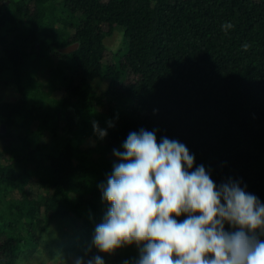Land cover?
Returning <instances> with one entry per match:
<instances>
[{
    "label": "trees",
    "instance_id": "obj_1",
    "mask_svg": "<svg viewBox=\"0 0 264 264\" xmlns=\"http://www.w3.org/2000/svg\"><path fill=\"white\" fill-rule=\"evenodd\" d=\"M0 46L18 96L0 101V264L55 219L98 221L113 149L141 128L264 202V0H0Z\"/></svg>",
    "mask_w": 264,
    "mask_h": 264
},
{
    "label": "clouds",
    "instance_id": "obj_2",
    "mask_svg": "<svg viewBox=\"0 0 264 264\" xmlns=\"http://www.w3.org/2000/svg\"><path fill=\"white\" fill-rule=\"evenodd\" d=\"M232 27L222 25L225 32ZM120 149L98 186L108 205L92 237L99 252L134 244L132 264H264V202L246 186L231 179L217 185L203 164L193 169L195 156L184 143H158L155 129L129 132ZM87 264L105 261L97 255Z\"/></svg>",
    "mask_w": 264,
    "mask_h": 264
},
{
    "label": "rangeland",
    "instance_id": "obj_3",
    "mask_svg": "<svg viewBox=\"0 0 264 264\" xmlns=\"http://www.w3.org/2000/svg\"><path fill=\"white\" fill-rule=\"evenodd\" d=\"M123 41L121 31H115L104 39L105 45L112 51L120 49ZM126 43L127 40L124 41L125 46ZM95 84L97 91L102 92L107 86V81H98ZM17 97L13 86L0 83V101L14 100ZM6 131L5 128L4 132ZM11 132L14 136L25 134V131L15 128ZM101 196L102 194L99 197L98 221L74 229L66 220L55 219L41 234L37 245L20 255L17 264H75L77 258H81L84 264H87L88 260L97 255L103 257L105 264H124L125 260L132 264L138 256V249L134 244L118 248L110 254L99 252L92 245L95 226L101 222L108 207L107 203L102 201Z\"/></svg>",
    "mask_w": 264,
    "mask_h": 264
},
{
    "label": "water",
    "instance_id": "obj_4",
    "mask_svg": "<svg viewBox=\"0 0 264 264\" xmlns=\"http://www.w3.org/2000/svg\"><path fill=\"white\" fill-rule=\"evenodd\" d=\"M77 46H78V43L75 42V43H72V44H70L68 46H65L63 48H60L59 50H60V52L66 53V52H70V51L76 49ZM4 129H5V125H1L0 131L1 132H4Z\"/></svg>",
    "mask_w": 264,
    "mask_h": 264
}]
</instances>
